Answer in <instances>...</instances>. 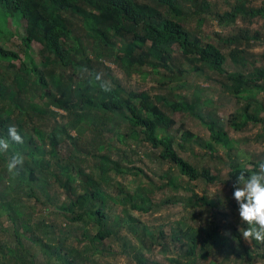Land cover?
I'll return each instance as SVG.
<instances>
[{"label":"rangeland","instance_id":"1","mask_svg":"<svg viewBox=\"0 0 264 264\" xmlns=\"http://www.w3.org/2000/svg\"><path fill=\"white\" fill-rule=\"evenodd\" d=\"M136 1L149 4L160 11L164 17L179 22L202 44L211 42L217 44L221 43L220 39L235 38L244 32H247L249 36L259 32L261 41L251 43L250 47H231L233 53L227 46L222 47L221 50L226 59L222 69L228 74L251 71L255 67L264 69L263 21L250 20L248 17H243L244 19L241 17L236 22L227 18L222 21L219 19L221 16L229 15L235 8H241L245 13L252 9L264 8V0H175L174 12H170L158 3L154 5L151 1ZM4 23L13 35L8 41L0 38V46H2L0 50V115L5 116L10 111L15 117L19 113L23 114V117L19 119L25 131L23 135L29 134L36 141L31 129L41 130L44 132L43 146L47 151L49 146L46 135L51 130H56L60 142L57 156H43L36 153V157L40 165L47 160L53 173L59 172L57 164L60 166L69 164L75 183L73 192L66 194L58 183H55L51 174L42 172L40 176H43L41 181L45 183L43 184L44 193L36 189L35 196L27 197L26 193L30 192L24 185L27 172L13 176L7 170L6 162L8 161L0 159V175L2 174L6 179L0 183V206L6 204L8 210L13 206L14 209L10 215L15 221V223L10 222L7 215H3L0 219L2 243L0 264H13L8 262L11 256L6 254V250H1V247H18L16 232L22 237L20 240L23 246L31 251V255H34L35 264H61L54 255L47 259L42 247L57 248L59 241L62 240L64 242L60 247L63 250L61 255H69L72 260L77 258L80 264H86L85 258L93 260L95 264H170V259L182 262L192 260L191 257L185 256L188 245L181 250H175V246L168 242L172 227H191L200 244L203 242L202 245L206 246L205 250L208 246V235L214 234L215 229H222L223 238L229 239L233 229L241 234L240 228H247V224L242 222L239 216V211L232 207L237 201L233 198L234 190L229 181L228 163L233 159L236 163L253 168V163L264 160V110L260 111L261 108L264 109L263 85H260L259 89L234 95L228 90L230 83L223 76L214 71H208L207 68H203L200 74L190 73L181 77H170L162 69L154 73L146 66L132 72L125 62L117 64L111 58L122 48L120 37L115 39V48L105 52L102 58L96 59L94 56L102 51L103 44L97 43L85 47L82 52L78 49L80 47L78 42L83 43L82 47L86 46L85 40L90 34L83 31L81 27L77 28V31L74 28L71 29V34L73 32V37L77 41L75 44L65 43L64 45L75 50V56L86 53L92 59V66L102 63L103 66L98 67V71L103 75L109 74L123 88L122 92L121 88H116L121 95L126 90L148 97L151 103H156V97H163L169 102L185 103L183 108L176 112L171 111L164 104L158 105L161 115L173 122L168 134L174 138L177 153L197 170L207 169L210 173V181L204 179L190 181L172 164H167L158 158V150H150L147 144L141 143L140 136L134 141L126 140L128 126L112 116L101 127H93L89 118L84 116L81 118L79 130H74L66 112L59 110L51 99L47 101L50 110L42 111V113L32 111L29 108L31 105L44 110L47 107L40 100L41 90L37 88L35 74L29 72V76H26L24 72L17 70L20 64L28 69L32 67L29 60L23 58L26 49L22 43V38L26 34L25 21L6 18ZM148 47L147 45L142 50L145 51ZM28 55L51 86V73L56 80L63 70L54 67L44 69L40 65L43 60L41 44L38 40L30 43ZM233 55L235 56L231 57ZM171 58V66L180 67L182 70L189 68L177 47L173 48ZM150 61L154 62L153 59ZM86 76L85 72L83 78ZM106 80L110 82L109 79ZM20 81H24L26 86L18 87L16 82ZM66 82L67 79L63 81L64 84ZM181 82H185L184 87L176 88L172 93L171 89L178 87L179 84L182 85ZM259 84H264V81ZM11 92L14 93L12 101L16 102V108L8 106L9 99L12 97ZM53 94L58 95L56 92ZM251 102L254 104L249 107L247 113L259 118V123L254 121L246 123L241 117L245 106ZM190 109L197 112L205 123H212L227 135V148L211 143L207 128L197 117L191 115ZM93 113L95 116H100L102 111ZM233 118L243 125L233 129L229 125ZM60 126L68 130L73 138L72 141L67 140L58 131ZM183 130L191 134L189 141L179 138ZM118 134L124 137L122 143L116 139ZM96 139L100 140L99 145ZM209 142L211 145L206 146ZM108 146L112 149L107 150ZM27 150L24 144L20 145L19 152L24 156V164L29 162L26 156ZM105 154L114 160H122L121 172L113 169L100 174L99 159ZM106 167L107 163L104 165V168ZM78 169L86 174L93 172L92 175L100 186L101 198L97 200V204L103 206L106 224L117 234L115 239L110 237L104 239L102 243H91L83 235L92 237L96 233L97 226L92 219L85 217L83 221L72 222L65 217L71 218L72 215L57 210L56 207L75 200L76 195L82 191L83 179L77 175ZM36 172L39 173V171ZM59 179L64 182L66 176L59 174ZM168 179L171 182L170 186L166 185ZM193 194H197L213 207H201L198 203L192 204L190 209L186 202ZM147 202L152 207L147 212L131 208L132 206L140 207L141 204L147 207ZM212 213L217 215L216 220L212 218ZM222 215H226L227 219ZM29 225H31V234L26 231ZM224 226H227V229H224ZM3 230L7 231L6 235L2 233ZM158 231L162 232V237L158 235ZM242 244L243 246H232L233 250L241 253L242 256L247 251L249 256L255 258L252 264H264V244L255 248L252 242L246 241L243 237ZM94 247L98 252L108 250L110 254L90 255V250ZM122 247L125 255H122ZM198 252L200 251L197 249ZM194 260L198 264H210L211 261H217L220 264H249L248 260L241 263V259L234 256L230 259H223V257L218 259L216 256L211 259L195 257Z\"/></svg>","mask_w":264,"mask_h":264},{"label":"trees","instance_id":"2","mask_svg":"<svg viewBox=\"0 0 264 264\" xmlns=\"http://www.w3.org/2000/svg\"><path fill=\"white\" fill-rule=\"evenodd\" d=\"M145 1H151L154 5L158 3L166 7L170 12H174L175 0ZM241 17L242 19H244L243 17H248L250 20L260 19L263 21L264 26V8L252 9L247 13L241 8H235L229 15L221 16L219 19L222 21L224 18H227L230 21L236 22ZM6 18L17 21L22 19L25 21L26 34L22 38V43L26 49L23 58L29 60L28 62L32 67L28 69L26 66L20 64L17 70L24 72L26 76H29V72L35 74L34 78L37 82V88L41 90L40 100L47 107L44 110L31 105L29 108L32 111L42 113V111L46 112L50 110L47 101L51 99L59 110L66 112L69 123H71V127L74 130H79L78 127L82 122L81 118L84 116L89 118L93 127L105 125L106 121L112 116L128 126L129 131L126 140L134 141L140 136L141 143L147 144L150 150H158V158L167 164H172L179 170L182 176L187 177L190 181L198 179L210 181V173L207 169L197 170L191 163L177 153L174 147V138L168 134V130L172 127L173 122L161 115L158 105L164 104L171 111L176 112L181 110L185 103L176 101L169 102L163 97H156V103H151L148 97L139 93L136 94L134 91L126 90L121 95L116 88H121V92L123 88L109 74H105L104 76L105 79H109L111 82L113 89L111 93L106 94L98 87H94L90 83L92 78L91 74L93 72H99L98 67L103 66V64L100 63L92 66V59L86 53L75 56V50L73 51L64 45L65 43L75 44L77 41L73 37V32L71 34V29L74 28L77 31V28L81 27L83 31L90 34L85 40L86 46L82 47L83 43L81 41L78 42L80 45L78 49H81L82 52L85 50V47L93 46L97 43L103 44L102 51L94 56L96 59L102 58L105 52L115 48V39L120 37L122 39V48L118 50L117 55H113L111 58L117 64L125 62L132 72L139 71L143 66H146L151 68L154 73L162 69L170 77H181L190 73L200 74L203 68H207L208 71H214L218 75L223 76L230 83L228 90L234 95L247 91L250 92L252 89H259L261 88L260 85L264 86V84H259L264 81L263 68L255 67L251 71L230 74L224 72L222 69L226 59L221 48L225 46L229 49L231 47H250L251 43L261 41L259 32H255L253 36H249L247 32H244L235 38L220 39L222 44L213 42L202 44L198 38L187 32L179 22L164 17L155 7H151L145 3H138L136 0H0V38H3L4 41H8L13 35L4 23ZM36 40L41 44V57L43 61L40 62V65L44 69L54 67L63 70L56 80L53 79L51 73V86L48 85L46 79L28 55L30 43ZM123 41L127 42L124 43ZM147 45L149 47L145 48V51L142 50ZM174 47L178 48L183 60L187 62L189 66L187 70H182L180 67L175 68L170 65L172 63L171 53ZM1 48L2 46H0V50ZM230 52L233 53L232 49H230ZM151 59L154 62H151ZM232 60L235 61L234 59ZM83 68L89 70L86 72L87 76L85 78H83L85 72L80 70ZM15 79L18 80L17 77ZM65 79H67V82L64 84L63 81ZM181 83L182 85L179 84L178 87L171 89L172 93L175 92L176 88L184 87L185 82ZM16 84L18 87H22L21 85L26 86L24 81L16 82ZM52 91L58 95L53 94ZM10 94H12V97L9 99L8 106L16 108V102L12 101L14 93L11 92ZM253 104L252 102L247 103L245 111L241 114L242 119L246 123L248 121L259 123L258 121H260L259 118H255L247 113L249 107ZM263 110V108L260 109V111ZM98 111H102V114L95 116L93 112ZM189 111L193 117H197L205 125L209 132L211 143L226 148L228 147V138L225 133L218 130L212 123H205L197 112H194L192 109ZM52 115L54 116L55 114ZM22 117L23 114L21 113L15 117L11 111L6 113L5 116L0 115V137H7V129L10 125L15 126L19 134L23 137V144L28 149L26 156L29 162H26L24 167L19 169V174L22 175L27 172V180L24 182V185L30 190V192L26 193L27 197L35 196L37 190L40 193H44L43 184L45 183L41 181L43 176H40L42 172L51 174L54 177L55 183H58L66 194L73 192L75 180L72 177L69 164L62 166L57 164L59 172L53 173L47 160L40 165L36 157V153L43 156H57L60 144L57 131L51 130V132L47 133L46 139L48 140L49 146V150L47 151L43 146L44 132L36 128L31 129L36 141L29 134L27 136L23 135L25 131L22 129L21 122L19 121ZM236 120V118L230 120L229 125L233 129H238L243 125V123L237 122ZM62 127L60 126L58 131L67 140L72 141L73 138L68 133V130ZM123 138L121 134L116 136L119 143L123 142ZM179 138L183 141H189L191 134L183 130ZM96 141L99 145L100 140L96 139ZM211 143H206V146L211 145ZM20 145L12 143L7 152H0V159L8 161L15 152L20 151ZM111 149L112 147L108 146L107 150ZM122 159L125 158L122 157ZM106 163L107 167L104 168ZM121 163L122 160H114L105 154L99 159L98 170L100 174L110 172L113 169L116 172H121ZM228 165L229 181L234 190L233 185L236 183L237 174L241 167L246 166L236 163L233 159ZM255 165L256 163H253V168ZM36 171H39V173ZM92 173L86 174L78 169L77 175L83 179L81 185L82 191L76 195L75 200H70L66 205H60L56 208L64 214L68 213L72 215L71 218L65 216L67 220L70 219L72 222L83 221L85 217L92 219L95 226H97L96 233L92 237L90 235L87 237L85 235L83 236L85 239L90 240L91 243H102L104 239L110 237L115 239L117 234L112 228L107 226L103 206L97 204V200L101 198L99 195L100 186ZM59 174L66 176L64 182L60 181ZM246 175H250V173ZM4 181L6 179L1 174L0 183ZM170 183L168 179L166 185L170 186ZM172 187L175 188V186ZM102 203H104V199H102ZM198 203L201 207H213V205L209 206L197 194H193L189 201L186 202V205L191 209L192 204ZM147 204V207L141 204L140 207L132 206L131 208L140 210L141 212H147L152 208L148 202ZM232 207L238 210V203ZM12 209H14L13 206L8 210L6 204L4 206L1 205L0 219L3 215H7L10 222L15 223L12 215H10ZM211 216L216 220L217 215L215 213H212ZM222 216L227 219L226 215ZM224 229H227V226H224ZM26 231L31 234V225L28 226ZM221 231L222 229L217 228L214 234L208 235V246L207 250H205L206 246L202 245L203 242L200 244L197 235L191 227H172L170 235L168 236V242L175 246V250H181L184 246L188 245L185 256L191 257L192 260L190 262H182L180 260L170 259V264H198L194 260L195 257L211 259L213 256H216L218 259L219 257L230 259L231 256H234L241 259V263L248 260L249 264H252L255 258L249 256L247 251L242 256L241 253L233 250L232 246H243L241 234L233 229L231 237L225 239L221 235ZM2 233L6 235L7 231L3 230ZM158 235L163 236L161 231H158ZM15 237L18 247H1V250H6V254L11 256L8 262L13 264H35V260L33 259L34 255H31V251L24 247V244L20 240L22 237L17 232L15 233ZM26 239L33 242L30 238ZM63 242L64 240L59 241V244L56 246L57 248L43 246L42 249L46 258L50 259L54 255L61 261V264H80L77 258L72 260L69 255H61L63 250L60 247ZM252 244L255 248H258L264 242L259 244L257 241H252ZM0 245H2L1 238ZM197 249L200 252L197 253ZM90 251V255L94 253L110 254L108 250L98 252L96 247ZM121 252L122 255L126 254L123 247ZM85 260L86 264H95L93 260L86 258ZM210 264H220V262L211 261Z\"/></svg>","mask_w":264,"mask_h":264},{"label":"clouds","instance_id":"3","mask_svg":"<svg viewBox=\"0 0 264 264\" xmlns=\"http://www.w3.org/2000/svg\"><path fill=\"white\" fill-rule=\"evenodd\" d=\"M88 72L87 68L80 69ZM90 83L104 93L112 92V85L104 78L102 72H93ZM23 137L18 129L10 125L7 137H0V152H7L12 143L23 144ZM24 165V156L15 152L7 162V170L13 176L19 175ZM250 175H246L249 174ZM233 198L238 203L239 216L247 228H240L242 237L249 242H264V160H258L254 168L241 167L236 183L233 185Z\"/></svg>","mask_w":264,"mask_h":264}]
</instances>
